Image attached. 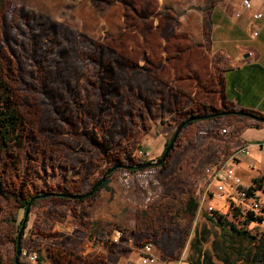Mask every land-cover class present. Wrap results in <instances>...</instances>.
Here are the masks:
<instances>
[{
    "label": "rangeland",
    "instance_id": "1",
    "mask_svg": "<svg viewBox=\"0 0 264 264\" xmlns=\"http://www.w3.org/2000/svg\"><path fill=\"white\" fill-rule=\"evenodd\" d=\"M0 1V64L17 95L29 139L21 150L15 147L10 155L0 153L3 264L13 259L19 235L20 250L37 255L35 262L25 260L26 264H116L125 250L147 240L154 241L162 256L176 258L183 253L188 257L191 236L201 225L197 211L202 207L198 202L193 216L180 210L193 192L179 184L178 179L185 178L176 174V164L177 155L184 152L183 136L193 128L181 132L160 169L163 197L146 211L148 219L143 211L132 216L124 212L130 203L124 208L110 188V195L101 189L75 206L39 200L29 205L27 215L17 200L55 192L48 190L50 186L84 193L113 163H132L129 157L139 148L148 152V159H157L184 111L201 109L200 102L207 97L203 90L215 85L209 58L188 49L186 35L172 34L167 20H148L137 29L120 21L117 29L110 30L106 20L131 13L128 6L116 11L104 0ZM143 9L145 14L156 10ZM167 9L160 6L155 15L164 19L171 14ZM152 67L157 78L150 82L145 69L152 71ZM138 91L146 103L136 97ZM162 124L171 131L155 144L164 136ZM232 124L236 130L238 125ZM88 136L108 143V156ZM205 159L194 172L198 177ZM110 179H123L118 184L125 187L134 178L120 169ZM168 205L171 208L164 212ZM129 220L133 221L130 227L124 225ZM231 222L246 229L240 217ZM255 233L253 227L251 234ZM209 234L213 232L205 233ZM222 244L213 242L209 257L219 264L221 259L235 264L220 250Z\"/></svg>",
    "mask_w": 264,
    "mask_h": 264
},
{
    "label": "crops",
    "instance_id": "2",
    "mask_svg": "<svg viewBox=\"0 0 264 264\" xmlns=\"http://www.w3.org/2000/svg\"><path fill=\"white\" fill-rule=\"evenodd\" d=\"M250 2L251 8L245 9L240 5V0H146L143 8L153 7L158 11L160 6L169 8L167 11L171 14H167L177 22L174 32L186 35L187 48L203 53L209 58L211 65L213 62L219 68L220 92L219 94L210 92L206 97L207 101L213 103L214 108H219V102L223 101L236 110L245 109L264 115V2L261 0H250ZM109 8H115L117 11L119 6L113 5ZM255 11L260 12L262 18L253 20L251 15ZM120 21H122V15L118 14L110 15V20H106L110 23V30L117 29ZM254 31L255 34H253ZM229 121L238 126L236 130L228 131L223 144L219 137L213 135L197 137L191 131H187V135L183 136L186 144L184 152L177 155L176 174L180 173L185 178L178 179L179 184L183 186L189 184L192 192H196L198 202L203 195L201 192L204 181L194 172L199 170L200 163L206 156L207 163L211 162L215 165L223 163L227 160L230 151L240 143L248 146V155L239 157L233 163V169L243 186L250 185L253 179L264 178V123L235 113L230 117L219 119L196 120L192 125L187 126L186 130L208 125H213L215 128L233 125ZM253 121L258 125L255 126ZM162 125L163 127L165 125L164 136L155 140V144L163 140L166 133L171 131L170 126ZM159 172L158 168L132 172L129 176L134 179H128L125 187L118 184L122 182L121 179H109L101 189H106L108 195L111 194L109 192L111 190L113 198L122 202L124 208L129 202L128 209H124V212L132 216L136 211L149 209L163 197L164 186L162 179L159 178ZM138 174L139 179H136ZM210 184L213 188L219 183L213 180ZM223 191L225 193L229 191L227 184L224 185ZM260 199L264 202V191H261ZM227 202L225 197L215 198L206 195L199 203V208L202 207V210L197 211V213L200 212V218H197L201 225L191 236L187 248L188 257L184 255L189 264H194L196 260L199 264H204V255L208 256L210 263L219 264L218 261L209 257L212 253L211 245L217 240L223 243L220 250L234 259L235 264L244 261L243 257L251 249L252 243L246 238L231 234L229 230L221 228L214 220L208 218L207 207H211L212 210L223 215L227 221H231ZM132 222L129 220L124 225L130 227ZM263 223L264 219L261 222L251 221L245 225L246 230L251 234V229L254 227L256 233L251 235H257ZM210 230L213 234H209L208 237L205 233ZM206 244L208 245L205 248ZM124 252L125 254L119 256L116 264H138L142 255L139 244L131 246ZM153 254L159 263L175 264L176 258L162 256L156 245H154ZM220 262L227 263L225 259H221Z\"/></svg>",
    "mask_w": 264,
    "mask_h": 264
},
{
    "label": "trees",
    "instance_id": "3",
    "mask_svg": "<svg viewBox=\"0 0 264 264\" xmlns=\"http://www.w3.org/2000/svg\"><path fill=\"white\" fill-rule=\"evenodd\" d=\"M1 3L2 2L0 1V5H1ZM175 25H176V22H175ZM179 35L183 36L182 34H179ZM194 46H196V45H194ZM212 69H213L214 74H215V78L213 79L215 82V85L212 88L204 89L202 93H204L205 95H208V93H210V92H215L216 94H219L220 89H221L220 71H219V68H217L213 62H212ZM151 84H154V83H151ZM139 93L140 92L138 91L137 92L138 96H139ZM16 98H17V95L14 92V88L9 83L7 77L5 76V74L2 70L1 64H0V153H2L4 155H10L13 152L12 149L15 147H16V149L21 150L22 148L25 147V144H28L27 141L29 140L25 135L24 117L22 115L21 110L18 108ZM200 107H201V109H199V110L198 109H196V110L188 109L187 111H184L185 112L184 116L179 120L178 123H180L181 121H183V120H185L191 116L209 115L211 113H218V112H228V113L225 115L211 116V117H208L206 119L210 120V119H219L221 117H230L237 112H243V113H246L248 115L255 116V117H261V116L264 117V115H261L257 112H254V111L245 110V109H237L236 110L233 107H231L230 104H227L223 101H222V103L219 102V108H214L213 105L211 104V102H209L207 100L201 101ZM245 118L248 119L247 117H245ZM248 120H250V119H248ZM194 122H196V120L190 121L181 127V129L178 132L176 139L174 140V142L172 144L171 150H172L173 146L175 145V142L178 139L181 132L184 129H186L187 126L192 125ZM253 123L255 126L258 125L257 122L253 121ZM215 130H216V128L213 125L212 126L208 125V126H201V127H193L192 133L194 134V136L202 137V136L198 135L199 131H207V132L214 131V133L211 135L219 137L220 142L223 144L225 141L226 135L225 136L216 135ZM50 132H54V131L51 129ZM88 138L92 142L91 136L90 137L88 136ZM97 141H98L97 145L101 149V151L103 152L104 157L108 156L107 150H105V148H103V146L107 147L108 143H104L100 140H97ZM168 142L169 141H167L165 143V146L168 144ZM233 150H231L230 153ZM168 157H169V155L167 156L166 160L163 162L162 165L156 166V167H147L145 169H150V168L161 169L167 163ZM151 160H153V159H150L147 161H151ZM130 161L132 163H129V164L138 163V162H134L132 160H130ZM147 161H145V162H147ZM209 163H211V162H209ZM90 166H92V163H90ZM145 169H140V170H145ZM140 170H128V172L129 173L139 172ZM113 175H114V173L110 174L106 178L104 183L96 189V191L99 190L100 188L104 187L107 184L110 177H112ZM188 185L189 184H187L186 186L189 187ZM250 185L255 186L257 188H262V186L264 185V178L261 177L259 179H253ZM50 188H51V190H54L56 193L80 194V192L68 191L64 186H57V187L50 186V187H48V190H50ZM250 189H251V187L249 186L247 188V190L249 191ZM2 191H3V188H2L1 179H0V193ZM93 197H94V193L88 197L78 199V200L69 199V198H66L63 196H47V197L43 198V197H41V194H40V195H37L36 198H35V196L34 197L33 196L28 197V198L27 197H24V198L21 197L20 199L17 200V203L19 204V209L25 210L26 206L29 202H30L31 206H33L39 200H44V199H56L57 202L61 201L62 203H67V204L71 202L72 205L75 206V205L81 204L84 201L91 199ZM31 198H33L32 201H31ZM161 201H162V198L159 199L158 201H156L154 204H152L149 207V209L157 206L156 204H159ZM197 207H198L197 194H196V192H193V194L188 195L182 201V205H181L180 210L185 215L193 216ZM170 208H171V205L165 206L164 212L168 211ZM149 209L143 210L142 216L144 218H147V219L149 218V215L146 212ZM261 215H263V216H261ZM261 215L255 216V215H252L250 213H247L246 215H244L242 217V225H246L247 223H249L251 221L261 222L264 219V209H262ZM236 216L237 215L233 214L230 216V218L234 219ZM208 218H211L212 220H214V222L218 226H220L221 228L224 227L227 230H229V232L231 234H234V235L242 237V238H246L249 240V242L252 243L251 249L243 257L244 261H246L247 264H264V223H263V226L260 229V231L257 233V235H251V234H249V232L246 229L241 228V227H239V228L235 227L231 221H227L223 215L219 214L218 212H216L214 210L209 211ZM152 234H154V233H152ZM149 241H151L155 245L153 240H149ZM13 242L14 243L16 242L15 239H13ZM20 257H21V254L19 256L20 264H26L25 261H22ZM15 258H16V252L14 253L13 259L10 261L9 264H16ZM203 261H204V264H214V263H210L208 256H205V255L203 256ZM0 264H3V261L1 258H0ZM194 264H199L198 260H196L194 262Z\"/></svg>",
    "mask_w": 264,
    "mask_h": 264
},
{
    "label": "built area",
    "instance_id": "4",
    "mask_svg": "<svg viewBox=\"0 0 264 264\" xmlns=\"http://www.w3.org/2000/svg\"><path fill=\"white\" fill-rule=\"evenodd\" d=\"M264 2V0H261ZM240 5L245 8H251L250 0H240ZM253 20L262 18V14L255 11L251 15ZM255 34V31L253 32ZM232 129V125H225L217 127L215 130L216 135L225 136L229 130ZM214 131H199L198 135L207 137L213 134ZM248 155V146L240 143L237 147L228 155L227 160L220 164L207 163L202 167L201 177L203 179V186L199 203L209 195L215 198H223L228 201L227 209L231 215H237L242 218L247 213L252 215H258L264 209V202L260 199V193L262 188H257L252 185L243 186L240 178L235 174L233 169V163L238 160L239 157H245ZM148 152L142 148L136 149L129 157L134 162H145L148 159ZM123 180V179H122ZM217 180L218 185L211 188V181ZM227 184L229 187L228 192L223 191L224 185ZM251 187L248 191L247 188ZM208 211H211V207H207ZM142 255L138 260V264H162L159 263L153 254L154 244L147 240L139 245ZM21 258L29 263L35 262L37 259L36 253H28L26 250L21 251ZM175 264H189L185 259L183 253H181L175 260Z\"/></svg>",
    "mask_w": 264,
    "mask_h": 264
},
{
    "label": "flooded vegetation",
    "instance_id": "5",
    "mask_svg": "<svg viewBox=\"0 0 264 264\" xmlns=\"http://www.w3.org/2000/svg\"><path fill=\"white\" fill-rule=\"evenodd\" d=\"M104 2H105V4L107 5V6H113V5H117V6H128V7H130L131 9H132V12L131 13H125L124 15H123V17H122V24H126V25H131V26H134L136 29L139 27V24L140 23H142V22H145V21H148V20H154V19H157V21L159 22V19H160V21L162 20V21H164V20H167V21H169V23H171V25H170V28H171V33L172 34H175V32H174V27L177 25V22H176V20L171 16V15H168V14H166L165 15V17H164V19H161V15L160 14H158V15H155V13L156 12H158V10L156 9V10H151V11H148L146 14L144 13V9H143V5L146 3V0H104ZM161 21V22H162ZM175 22H176V25H175ZM137 34H138V32H137ZM179 34H181V33H178V35ZM128 65V64H127ZM147 72H148V75H149V80H150V82H153L157 77H156V75L154 74V72H153V67H152V71H150L149 69H145ZM152 78H153V80H152ZM136 97H139L141 100H143L145 103H146V101H145V97L142 95V94H140L139 93V96L138 95H136ZM129 117H130V121H131V123H133L134 121H133V115H132V112H130L129 113ZM181 129V128H180ZM179 132V131H178ZM178 135V134H177ZM91 138H92V143H94L95 144V146H97L98 147V141H96L92 136H91ZM99 148V147H98ZM103 148H105V150H106V146H103ZM100 149V148H99ZM115 164H119V165H128V164H121V163H113L110 167H112L113 165H115ZM110 167H108V168H110ZM152 167H156V166H152ZM108 168H106L104 171H103V173H105V171L108 169ZM120 169H123V168H117V169H115L114 171H112V172H110L108 175H107V177L110 175V174H112V173H117L118 171H120ZM124 170H126V169H124ZM127 172H128V169H127ZM103 173H102V175H103ZM129 173V172H128ZM132 173V172H131ZM101 175V176H102ZM106 177V178H107ZM99 178H101V177H99ZM99 178L97 179V180H95L92 184H91V186H90V188L92 187V185L94 184V183H96L98 180H99ZM111 178V177H110ZM106 180V179H105ZM104 183V182H103ZM102 183V184H103ZM101 184V185H102ZM100 185V186H101ZM99 187V186H98ZM97 187V188H98ZM89 188V189H90ZM96 188V189H97ZM88 189V190H89ZM96 189L92 192V194L94 193V195H95V193L97 192V191H99V190H97L96 191ZM87 190V191H88ZM86 191V192H87ZM86 192H84V193H86ZM49 193H55V194H63V193H56V192H49ZM84 193H80V194H84ZM66 194H73V195H78V194H74V193H66ZM91 195V194H90ZM89 195V196H90ZM48 196H61V195H48ZM47 197V196H46ZM64 197V196H63ZM88 197V196H87ZM45 198V197H44ZM67 198V197H66ZM70 199V198H69ZM74 200H78V199H74Z\"/></svg>",
    "mask_w": 264,
    "mask_h": 264
},
{
    "label": "water",
    "instance_id": "6",
    "mask_svg": "<svg viewBox=\"0 0 264 264\" xmlns=\"http://www.w3.org/2000/svg\"><path fill=\"white\" fill-rule=\"evenodd\" d=\"M227 113L228 112H218V113H211L209 115H197V116L188 117L187 119L181 121L176 126V128L174 129V131L171 135V139L169 140L168 144L164 147L163 152L159 158H157L155 160L147 161V162H140V163L138 162V163H133V164H128V165L115 164L112 167L108 168L105 171V173H103L101 178H99V180L96 183H94L92 185V187L84 194L73 195V194H66V193H63V194L45 193V194H42L41 197H46L48 195H61V196H64V197H67L70 199H82V198H85V197L89 196L90 194H92V192L105 181L107 175L117 168H123L126 170L127 169L128 170H140V169H145L147 167L160 166L163 164V162L166 160L167 156L169 155V153L171 151L172 144L177 137L178 131L180 130V128L183 125H185L186 123H188L190 121H195V120H199V119H206L208 117L215 116V115H225ZM237 113L240 115H245V116L251 117L260 123H264V117H262V116L261 117H255V116L243 113V112H237ZM32 200H33V198H31V201ZM29 205H30V202L26 206L25 215H27ZM20 233H21V230L19 231V234ZM19 237H20V235L17 238V244H16V258H15L16 264H20L19 256H20L21 250H20V245H19Z\"/></svg>",
    "mask_w": 264,
    "mask_h": 264
}]
</instances>
